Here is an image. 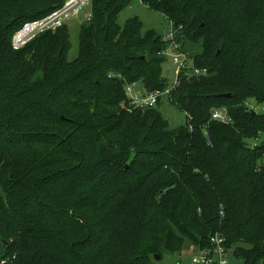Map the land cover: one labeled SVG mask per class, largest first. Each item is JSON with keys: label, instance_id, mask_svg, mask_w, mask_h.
Wrapping results in <instances>:
<instances>
[{"label": "trees", "instance_id": "trees-1", "mask_svg": "<svg viewBox=\"0 0 264 264\" xmlns=\"http://www.w3.org/2000/svg\"><path fill=\"white\" fill-rule=\"evenodd\" d=\"M65 1L0 0V264H154L214 234L264 264V0H140L172 41L120 26L131 0H91L75 59L64 24L12 48ZM173 43L192 65L165 95L186 116L169 129L161 96L137 108L125 88H169Z\"/></svg>", "mask_w": 264, "mask_h": 264}, {"label": "rangeland", "instance_id": "rangeland-1", "mask_svg": "<svg viewBox=\"0 0 264 264\" xmlns=\"http://www.w3.org/2000/svg\"><path fill=\"white\" fill-rule=\"evenodd\" d=\"M91 2V1H90ZM90 2H87L86 4H82L78 6L73 11H70L62 17H59L54 20H50L46 27L51 28L55 30L56 27L61 26L62 24L66 25L69 30V36H70V43L71 48L68 53V60H73L77 57L78 52V43H79V29L81 24L84 22L89 21L90 18V11H91V4ZM131 5L125 8L119 16L117 17V23L120 26H123L125 22L128 20V18H138L140 22L143 24L142 31L153 29L154 31H158L162 34H166V31L168 29V23L165 21V19L162 17V15L158 12H154L146 7V5L142 4L141 2H138V0H131ZM40 28V30L46 29ZM29 32V31H28ZM32 33H28L27 35V41L32 39ZM41 33V32H40ZM37 33V34H40ZM35 34V35H37ZM34 35V36H35ZM166 53L164 56L166 57L165 62L162 64V77L166 79L168 82V85L171 87L174 80V71L176 69V66L172 64V57L173 55H177L178 53L185 54L186 58L189 56L190 51L188 53L182 51L179 48H172L167 47ZM192 50L198 51L196 47H191ZM194 51V52H195ZM185 64L190 68L191 61L189 58L185 61ZM141 85L137 84L136 89L139 90V93H143V91L140 89ZM250 107L252 110H256V112L263 113L264 112V104H253L251 102ZM158 111L162 113L164 119L168 123L169 129H176V127L185 125L186 122V116L183 112H180L176 106H173L170 104L168 97L165 95L161 96V103L158 107ZM264 139V137H262ZM226 264H244L243 259L238 258L234 256L230 251L226 252ZM2 254V245L0 244V255ZM198 254V250L196 247L191 246L189 243H185L182 250L179 252V254H169L166 253L163 256L162 260L156 261L154 260V264H191V260L195 255Z\"/></svg>", "mask_w": 264, "mask_h": 264}, {"label": "built area", "instance_id": "built-area-1", "mask_svg": "<svg viewBox=\"0 0 264 264\" xmlns=\"http://www.w3.org/2000/svg\"><path fill=\"white\" fill-rule=\"evenodd\" d=\"M91 0H66L63 3V6L60 10L48 15L45 19L39 20L34 23H30L25 28L20 30L19 32L15 33L13 40H12V48L19 49L22 48L28 41H27V35L28 33H32V37L40 33L44 30H46L48 27H46L47 23L50 20L57 19L59 17H62V15L73 11L78 6L82 4H86L87 2H90ZM140 2V0H138ZM142 3V2H141ZM46 29L40 30V28ZM179 29V28H178ZM29 31V32H28ZM174 27L172 23L168 22V29L165 34V40L166 41H172L174 37ZM31 37V38H32ZM168 47H172L174 49L177 48V46L173 43L170 44ZM167 50V49H166ZM166 53V51L163 52V55ZM168 53V51H167ZM166 53V55H167ZM187 60L185 54L178 53L177 55H173L172 57V64L176 66V69L174 71V82L171 87L167 88L164 91H154L150 93H139V90L136 89L137 84H128L125 88V96L130 100L131 105L134 107H154L162 95H167L169 91L174 87L176 84V77L181 68H188L187 64H185V61ZM192 74L195 76H204L206 74L205 70L202 69H194L192 71ZM212 120L218 121L220 123H227L229 121L228 117V111L224 107L220 109L214 110V112L211 115ZM225 239L224 237L214 234L210 237V247L208 249L199 250L198 254L195 255V257L192 258L191 264H226V250L224 247Z\"/></svg>", "mask_w": 264, "mask_h": 264}, {"label": "water", "instance_id": "water-1", "mask_svg": "<svg viewBox=\"0 0 264 264\" xmlns=\"http://www.w3.org/2000/svg\"><path fill=\"white\" fill-rule=\"evenodd\" d=\"M31 58H32V55H31V57H30L29 60H31ZM222 96H227V97H229L230 95H228V94H224V95H222ZM155 260H156V261H159V260H160V257H159V256H156V257H155Z\"/></svg>", "mask_w": 264, "mask_h": 264}, {"label": "crops", "instance_id": "crops-1", "mask_svg": "<svg viewBox=\"0 0 264 264\" xmlns=\"http://www.w3.org/2000/svg\"><path fill=\"white\" fill-rule=\"evenodd\" d=\"M141 89V88H140Z\"/></svg>", "mask_w": 264, "mask_h": 264}]
</instances>
